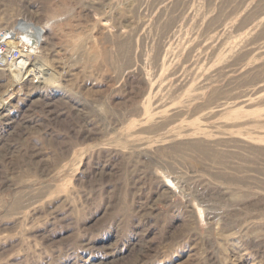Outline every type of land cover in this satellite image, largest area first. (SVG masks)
<instances>
[{
    "label": "rangeland",
    "instance_id": "obj_1",
    "mask_svg": "<svg viewBox=\"0 0 264 264\" xmlns=\"http://www.w3.org/2000/svg\"><path fill=\"white\" fill-rule=\"evenodd\" d=\"M21 21L0 264H264V0H0Z\"/></svg>",
    "mask_w": 264,
    "mask_h": 264
},
{
    "label": "bare ground",
    "instance_id": "obj_2",
    "mask_svg": "<svg viewBox=\"0 0 264 264\" xmlns=\"http://www.w3.org/2000/svg\"><path fill=\"white\" fill-rule=\"evenodd\" d=\"M18 36H11L12 33H5L6 36L10 35L6 39V46L9 48V52L17 50L20 52L18 58L13 59L11 63L7 62V59L3 60L4 66L0 70H8L11 77V84L5 97L11 98L12 91L16 86L21 84L23 80L27 79L32 70V62L36 58V54L41 52V46L43 43V37L46 35V27H39L31 23L20 22L18 25ZM16 35V32L13 33ZM2 40V37H0ZM25 43L27 46L21 49V44ZM18 83V84H17ZM6 99H2L4 101Z\"/></svg>",
    "mask_w": 264,
    "mask_h": 264
},
{
    "label": "built area",
    "instance_id": "obj_3",
    "mask_svg": "<svg viewBox=\"0 0 264 264\" xmlns=\"http://www.w3.org/2000/svg\"><path fill=\"white\" fill-rule=\"evenodd\" d=\"M1 36H2V40H0V69H2L4 66V63H3L4 59H7L8 63H11L13 59L18 58L20 55V52H18L17 50L11 53L8 51V48L5 42L9 35L6 36L5 33L3 32ZM24 45L27 46L25 43H23L21 44V49L24 47Z\"/></svg>",
    "mask_w": 264,
    "mask_h": 264
}]
</instances>
